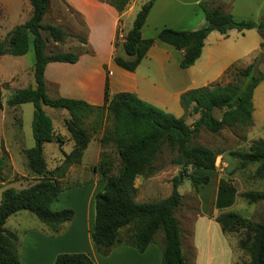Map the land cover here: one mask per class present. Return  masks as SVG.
I'll list each match as a JSON object with an SVG mask.
<instances>
[{
	"label": "trees",
	"instance_id": "1",
	"mask_svg": "<svg viewBox=\"0 0 264 264\" xmlns=\"http://www.w3.org/2000/svg\"><path fill=\"white\" fill-rule=\"evenodd\" d=\"M102 1L113 6L119 13L131 2ZM153 2L154 0H148L140 6L131 28L125 34L122 47L128 58L113 55V61L126 70H135L157 39L181 50L183 54L179 67L187 68L200 56L204 39L212 30L226 34L230 29L240 32L256 29L262 38L259 53L245 67L231 65L223 76L231 77L229 82H212L184 91L180 95L184 115L179 117L141 100L135 93L111 94L107 80L102 105H92L73 97H50L44 79L46 65L49 62L75 63L78 54L73 51L47 52L48 41L63 43L67 32L58 25L43 22L49 9V0H29V18L8 32L0 42V54L24 55L29 46H32L34 86L16 89L6 103L9 107L27 102L34 106L31 121L34 144L23 149L34 182L20 189L7 187L2 191L0 264H21L17 249L18 235L4 227L10 215L18 211H28L54 233L60 230L63 223L73 219L75 212L72 208L52 210L51 204L63 190L62 178L68 168L81 162L93 130L100 129L103 131L101 145L108 141L114 143L120 168L117 173H111L112 161L108 159L98 167L104 186L94 195L93 228L90 233V239L97 251L106 255L113 246L128 244L138 252H143L160 230L163 233L160 264H186L182 253L181 229L175 215V210L181 205L183 198L178 191L181 178L177 176L173 179L171 192L167 196L141 202L136 200L135 179L138 176H150L156 171L153 163L164 143L176 152L172 159L174 164L183 168L191 166L213 170L217 153L205 145L192 143L194 134L201 127L217 132L236 124L246 128L252 125L253 90L264 79V73L258 69L259 64L264 62V15L258 19L235 20L222 4L215 0H205L199 3L205 16V26L195 30L165 27L155 37L143 38L141 28ZM79 41L84 43L86 39L80 38ZM2 90L3 85L0 82V109L3 103ZM43 106L67 111L68 117L64 123L73 141L70 152L63 153L60 163L52 169L47 168L43 154L44 144L61 141L62 138L55 132L52 119ZM214 110L221 111L219 118L214 116ZM191 114H198V118L187 123L186 116ZM89 117L93 118L91 122ZM108 117L111 124L105 131L103 124ZM237 155L240 167L257 163L255 175L264 179V139L252 140L248 151ZM5 157L6 153L2 150L0 180L6 165ZM189 178L194 186L209 182L208 175L191 174ZM241 196L251 203L264 201V192L250 190L242 192ZM215 221L220 224L223 232L244 230L245 237L240 239L239 245L248 252L249 261L239 264H264V222L247 220L235 211L219 213ZM122 230L126 232L122 233ZM54 264L95 263L84 252H66L59 253Z\"/></svg>",
	"mask_w": 264,
	"mask_h": 264
},
{
	"label": "crops",
	"instance_id": "2",
	"mask_svg": "<svg viewBox=\"0 0 264 264\" xmlns=\"http://www.w3.org/2000/svg\"><path fill=\"white\" fill-rule=\"evenodd\" d=\"M60 1L81 15L87 27L86 42L78 40L73 49L60 50H75L78 54V60L75 63L49 62L46 65L44 79L46 91L50 97H73L85 100L92 105H102L107 80L108 90L111 94L135 93L141 100L179 117L184 115V109L180 105V95L184 91L212 82H229V78L223 77L225 71L233 64L245 67L253 61L260 50L262 38L256 29H245L243 32L230 29L226 34L212 30L204 39L200 56L189 67L181 68L185 72L184 79L180 80L181 82L169 84L168 77L165 75L166 62L169 58L175 57L179 65L183 52L158 39L155 40L133 71L126 70L113 61L114 53L128 58L122 47L125 34L131 28L140 6L148 0H132L129 7L127 6L122 13L100 0ZM201 1L205 0H154L141 28L142 37H155L157 32L165 27L177 30H195L205 26V16L199 6ZM215 1L222 4L226 11L231 12L235 20L258 19L264 15V0ZM22 6L31 10L29 0H0V8L11 12L9 14L10 21L22 18L20 23H23L29 18L28 15L22 16ZM15 11H19V13L15 14ZM18 15L21 17H17ZM20 23L16 21L12 28ZM119 24L123 28V35H121L123 37L115 47L114 41L117 37ZM82 59L87 63H83ZM259 70L264 73V62L259 64ZM62 71L65 73L64 78H58ZM54 78L58 79L54 82ZM252 104V125L246 128L245 136L241 137L244 145L250 144L255 139H264V79L253 90ZM3 105L4 103H2V107ZM16 107H11V111L15 112ZM45 107L47 106H43V109L46 112ZM57 112H61V115H65V113L68 115L65 110H55L54 114ZM197 118L198 114L195 119ZM189 119L186 118L187 123H191ZM54 125L53 123V127ZM20 128H22V121H20V125H17L15 117L13 122L10 119L8 122L7 119L0 118V139L4 141V149L12 160V153L17 150L19 145L24 144V136ZM102 132L101 130L98 142L94 141L93 136L91 137L83 151L81 162L68 168L62 178V184L65 181L63 190L52 202V204L55 203V210L81 202L83 208L80 210V216H78L76 208L72 206L75 212L73 219L63 223L56 233L37 218L38 222H33V216L25 210L18 211L6 219L4 227L18 235L17 249L21 264H54L56 256L66 252H84L95 264H160L162 244L156 240V237L143 252H138L131 245L120 244L113 246L106 255L100 254L90 239L93 228L94 195L104 186V180L97 171L98 169L95 168L102 151L100 143ZM60 135L64 137V133L61 132ZM56 143L58 147L54 151L52 150L50 164L46 161L48 169H52L60 163L62 154L69 153L73 147V141L68 136L62 142L57 141ZM91 143L94 145L92 149L90 148ZM47 144L49 142L44 144V148ZM22 146L23 148L17 150L18 154L21 152L23 154V149L29 148L25 145ZM219 156L224 160V164H229L228 158L223 153ZM90 167L95 173L86 176V170H89ZM76 171L79 179L70 180V175H75ZM139 178L137 177L135 181H138ZM12 179L2 176L0 200L5 188H14L13 183H9ZM68 179L70 182L66 183ZM148 179V181L152 180ZM135 186L137 188L136 183ZM61 197L67 198L71 204H60ZM136 200L143 201L138 200V195H136ZM188 215L194 221L189 224L187 222L185 233L179 221L182 253L185 256L186 264L240 263L242 252L230 242L220 224L215 221V217H208L205 213L199 212ZM200 221L204 229L195 227ZM212 231H214L213 234ZM201 238L206 243H203Z\"/></svg>",
	"mask_w": 264,
	"mask_h": 264
},
{
	"label": "rangeland",
	"instance_id": "3",
	"mask_svg": "<svg viewBox=\"0 0 264 264\" xmlns=\"http://www.w3.org/2000/svg\"><path fill=\"white\" fill-rule=\"evenodd\" d=\"M19 11H15L14 13L17 14ZM30 11L26 6L21 7L22 16L28 15L29 17ZM10 13L11 12L0 8V42L6 37L16 21L17 23L21 22L22 18H16L15 21H10ZM17 17L21 16L18 15ZM43 22L58 25L67 32V38L63 43L56 44L52 40L48 41L46 50L49 53L67 50L69 48L73 49L78 40L80 38H84L86 35L87 27L83 22L81 15L60 0H50V6ZM122 30L123 28L121 24H119L117 28V37L114 41L115 47L119 44L120 39L123 37L121 36L123 35ZM43 35L46 36V33L43 32ZM31 39L32 37H30V40ZM71 51L76 52L75 50ZM82 61H84L83 63H87L84 59H82ZM32 66V46H29L28 51L22 56L0 54V82L3 85L2 100L4 103L2 109H0L2 110L0 111V118L7 119L8 122L10 119V121L13 122L15 117L17 125H20V121H22V128H20V130L24 136V144L22 145H25V147H31L34 144L31 131L34 106L30 102L22 103L16 107L17 109L14 112L11 111L12 109L7 105L6 100L16 91V89L28 88L29 86L34 85ZM166 68L167 70L165 75L168 77L169 84L178 81L181 82L180 80L184 79L185 72L179 68L178 60H176L175 57L168 59L166 62ZM64 74V71H62L58 78H64ZM225 78H229L231 80V77ZM56 79L54 78V82ZM45 108L47 114L53 119V123L55 124L54 130L60 134L61 132L64 133V137L61 135L63 140L67 136L71 138L64 123L68 115H66V113L65 115H61V112L54 114L55 110L62 111L63 109H54L50 107ZM188 114L190 113L188 112ZM213 114L215 117L219 118L221 116V111L214 110ZM196 116L197 114H191L190 116L187 115L186 118H190L189 120L192 122ZM89 120L91 122L93 118L89 117ZM110 124L111 120L108 117L103 124L105 131L109 129ZM245 133L246 127L236 124L231 127H224L217 132H210L206 128L201 127L200 130L194 134L192 143L205 145L217 153L215 168L213 170H202L191 166L183 168L174 164L172 159L176 155L175 150L171 149L167 143L162 144L161 150L153 163L156 171L147 177L138 176L140 178L138 181H135L137 184L136 195H138V200H159L167 196L171 192L173 179L179 176L181 178V184L178 187V191L183 195V198L181 205L175 210V215L178 221H180V226L184 233L187 231V222L189 224L194 221V219L189 218V213H192L193 215L198 212L205 213L208 217L213 218L222 212L235 211L247 220L264 222V201L251 203L246 198L241 196L242 192L250 190L264 192V179L255 175L257 163H251L245 167L239 166V157L237 154L248 151V147L250 145H244L243 141H241V137L243 138ZM100 134L101 129L98 131L93 130L92 136L95 142L99 141ZM63 140H61V142ZM22 145L18 146V151L23 148ZM57 147L56 141H51V143L49 142V144H47L44 148V155L48 164H50L52 160V150L54 151ZM90 148H94L93 143H91ZM2 150L5 151L4 141L0 139V152ZM17 150L12 153L13 160L9 158L5 151L6 167L2 172V176L5 178H13L9 183H13L15 189H20L21 187L23 188L33 183L34 179L32 177L33 173H31L27 167L24 153L22 154L21 152L18 154ZM222 153L226 156V158H228L229 164H224V160L222 158L220 159L219 155ZM107 159L112 161L111 173H117L120 168V163L116 147L112 141H108L107 144L102 145L99 161L96 163L95 168L98 169L100 163H103V161ZM13 166H15L16 169L13 168ZM86 171V176H91L95 173L91 167ZM97 171H99V169ZM77 174L78 173L76 171L75 175H70V180L73 181L79 179ZM191 174L198 176L208 175L209 182L194 186L189 178ZM148 178H151L152 180L148 181ZM67 182H70L69 179L66 183ZM63 184L65 185V181H63ZM59 202L60 204H71V202L65 197H61ZM54 204L55 203L51 204L52 210H55ZM72 206L76 208L78 216H80V210L83 208V204H81V202H77L75 204L72 203ZM72 206H67L66 208H72ZM72 209L74 210V208ZM30 214L34 218L33 222H38L36 217L32 213ZM195 227L198 229H204L201 221L197 222ZM121 232L125 233L126 231L122 230ZM213 233L214 231H212V234ZM224 233L229 237L230 242L234 245V247L242 252L240 258L241 260L239 262L242 263L248 261V252L239 245L240 239L245 237L244 230L240 229L238 231H228ZM162 236L163 233L160 230L155 235L156 240H158L160 244H162ZM201 240L203 243H206L203 238H201Z\"/></svg>",
	"mask_w": 264,
	"mask_h": 264
}]
</instances>
